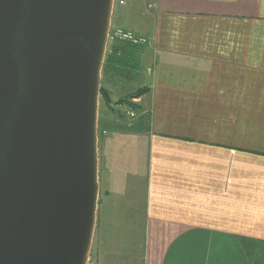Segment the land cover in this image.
<instances>
[{
    "label": "crops",
    "instance_id": "crops-1",
    "mask_svg": "<svg viewBox=\"0 0 264 264\" xmlns=\"http://www.w3.org/2000/svg\"><path fill=\"white\" fill-rule=\"evenodd\" d=\"M111 25L150 41L149 117L98 146V257L140 239L141 264H264V0H128Z\"/></svg>",
    "mask_w": 264,
    "mask_h": 264
},
{
    "label": "water",
    "instance_id": "water-1",
    "mask_svg": "<svg viewBox=\"0 0 264 264\" xmlns=\"http://www.w3.org/2000/svg\"><path fill=\"white\" fill-rule=\"evenodd\" d=\"M114 0H0V264H87Z\"/></svg>",
    "mask_w": 264,
    "mask_h": 264
},
{
    "label": "rangeland",
    "instance_id": "rangeland-1",
    "mask_svg": "<svg viewBox=\"0 0 264 264\" xmlns=\"http://www.w3.org/2000/svg\"><path fill=\"white\" fill-rule=\"evenodd\" d=\"M118 7H120V6H118ZM137 22H138L137 29L139 28L142 30L145 27L143 20L142 21L140 20ZM111 27H112V25H111ZM113 28H120V27L113 26ZM110 47H111V45L107 46L106 54H107L108 50L110 49ZM146 47H148V46L141 47V49H140L137 67H135L136 71L131 74V77L124 80V82L118 83V84H113L111 81L106 82L103 78V75L101 74L100 87L108 92L109 99H110L109 104H112V106H111V108H109L106 104V102H107L106 99L104 98V96L102 94H100V97L98 99V124H97V126H98V134L100 133L101 135H100V137L98 135V146L101 142V139L108 138L109 135L115 131H119V132H122L124 134L125 133L129 134L131 132H135V131H131L132 129H130V125H132V128H134V129L136 128V131H140L139 130V124H140L139 122L140 121L144 122L147 119V116H149V110L141 107V105H140L141 109L138 112H136L135 118L133 120H131L126 115V112L130 109L128 107H126L125 104L123 106L114 105V103L118 102V100L126 98V96L129 95L130 93L135 92L138 89L146 88L143 85L145 75H144V70H143L142 65H141V54H142L144 48H146ZM140 98L132 99L131 103L139 105L138 100ZM120 114L121 115L123 114V117H119V116H121ZM109 118H111L112 121L108 123L106 120ZM138 120H140V121L138 122ZM107 125L108 126L114 125L113 126L114 129H112V131L111 130H104L105 129L104 127L107 128ZM102 128H104V129H102ZM97 149H98V147H97ZM100 192H102V191H100ZM100 195H101V193H100ZM98 199H99V197H98ZM134 225L135 224L130 223V224H123V226L119 227L118 224L110 223V225H107L106 227H107L108 232H111L113 230L116 231V229H125V228L127 231L128 230H131V231L136 230L135 232H137V229L133 227ZM97 226H98V222H97V213H96V224H95V229H94V234H93V239H92V244H91L87 264H100V262H102V261H106V263L109 264L110 263L109 260L114 261L112 259L116 260V264H141V262H142V256H141L142 255V248H141L140 239L139 240H132V241L127 239L126 246H122L119 248L116 245V248L112 247L110 249V252L115 255V256L113 255L114 257L112 256L107 260H103L102 259L103 254H101V260H100V257H98V255H99L98 251L102 252V250L100 249L99 244H98L99 229ZM101 229H103L102 225H101ZM103 232H105V230H103ZM116 242H117V240H115V244H116ZM131 242H133V243L131 244Z\"/></svg>",
    "mask_w": 264,
    "mask_h": 264
},
{
    "label": "trees",
    "instance_id": "trees-1",
    "mask_svg": "<svg viewBox=\"0 0 264 264\" xmlns=\"http://www.w3.org/2000/svg\"><path fill=\"white\" fill-rule=\"evenodd\" d=\"M141 47L139 46H133L128 43H114L111 45L110 49L108 50L103 68H102V75L104 80L111 81V82H124L127 78L131 77V74L136 71L139 52ZM148 93V88H142L138 89L135 92L130 93L126 96V98L118 100V102L114 103V105H121L124 104L126 107H128L130 110L134 111L135 113L138 112L141 107L138 104L131 103L132 99H138ZM107 106L111 108L112 104L107 103ZM121 115V114H120ZM119 117H123V114ZM148 117L147 119L142 122L138 120L139 124V130L142 129L146 124L148 123ZM140 119V118H139ZM142 119V118H141ZM114 125L108 126L107 128L104 127L102 129L104 130H112ZM131 131H136V128H132V125H130ZM100 135V133H99Z\"/></svg>",
    "mask_w": 264,
    "mask_h": 264
},
{
    "label": "built area",
    "instance_id": "built-area-1",
    "mask_svg": "<svg viewBox=\"0 0 264 264\" xmlns=\"http://www.w3.org/2000/svg\"><path fill=\"white\" fill-rule=\"evenodd\" d=\"M127 1L128 0H114V7L115 6L123 7L126 5ZM114 43H128L133 46L145 47V46H149L150 41L148 38L141 36V35H137L129 30L111 27L108 32L107 46L112 45ZM126 115L128 116V118L133 120L136 116V113L132 110H128L126 112Z\"/></svg>",
    "mask_w": 264,
    "mask_h": 264
}]
</instances>
